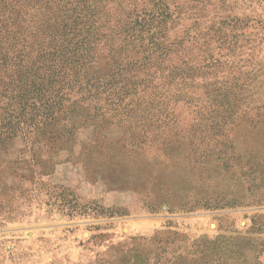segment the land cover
<instances>
[{"label": "rangeland", "instance_id": "obj_1", "mask_svg": "<svg viewBox=\"0 0 264 264\" xmlns=\"http://www.w3.org/2000/svg\"><path fill=\"white\" fill-rule=\"evenodd\" d=\"M201 1L176 0V33L215 63L192 81L210 109L0 135V264H264V0Z\"/></svg>", "mask_w": 264, "mask_h": 264}, {"label": "trees", "instance_id": "obj_2", "mask_svg": "<svg viewBox=\"0 0 264 264\" xmlns=\"http://www.w3.org/2000/svg\"><path fill=\"white\" fill-rule=\"evenodd\" d=\"M35 2L41 21L34 25L12 19L19 1L0 15V135L66 117L103 121L143 106L150 122L177 124L183 108H211L213 97L192 89V81L215 63L196 61L197 35L176 33V0Z\"/></svg>", "mask_w": 264, "mask_h": 264}]
</instances>
